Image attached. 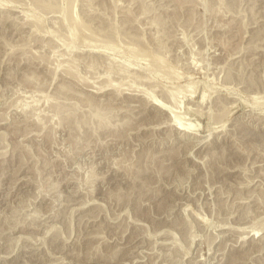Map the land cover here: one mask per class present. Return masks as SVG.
<instances>
[{"label": "rangeland", "instance_id": "obj_1", "mask_svg": "<svg viewBox=\"0 0 264 264\" xmlns=\"http://www.w3.org/2000/svg\"><path fill=\"white\" fill-rule=\"evenodd\" d=\"M0 264H264V0H0Z\"/></svg>", "mask_w": 264, "mask_h": 264}, {"label": "bare ground", "instance_id": "obj_2", "mask_svg": "<svg viewBox=\"0 0 264 264\" xmlns=\"http://www.w3.org/2000/svg\"><path fill=\"white\" fill-rule=\"evenodd\" d=\"M141 92L140 93H142V90H140ZM135 92H137V91H135ZM142 94H146L145 92L144 93H142ZM168 97H169V95H168ZM167 97V98H168ZM174 97V98H173ZM173 97L171 98V99H175L176 100V98H175V96L173 95ZM203 99V98H202ZM158 100V99H157ZM204 100V99H203ZM151 101H152V98H151ZM155 101V100H154ZM160 101V100H159ZM171 101V100H170ZM178 102V101H177ZM179 103H181V102H179ZM163 104V105H162ZM153 105L160 111V112H163V113H165V114H167V116L170 118V121H172L173 123L175 122L176 123V125H174L178 130H181V131H184L185 133H186V131L188 132V133H190V134H194L193 132V129H194V126H191L190 127V129L188 128L189 126H187V128L188 129H186L185 127L186 126H184V121H183V119L179 116V113L180 112H182V111H178L181 107L179 106V109L177 110V108H178V106H177V108H175V109H173V110H171V109H169V108H167L169 105L167 104H165L166 105V107L164 106V102L163 103H161V102H157V101H155V102H153ZM182 105V104H181ZM170 106H172V105H170ZM175 106V105H174ZM173 107V106H172ZM171 107V108H172ZM174 108V107H173ZM180 110H182V109H180ZM182 115V114H181ZM187 125V124H186ZM166 126V125H165ZM196 130V129H195ZM196 132V131H195ZM187 133V134H188ZM189 134V135H190ZM196 135V134H195ZM211 137V136H210ZM205 143V142H204ZM198 148V147H197ZM251 235V234H250ZM255 236H257V234L255 235ZM253 239V238H252Z\"/></svg>", "mask_w": 264, "mask_h": 264}]
</instances>
